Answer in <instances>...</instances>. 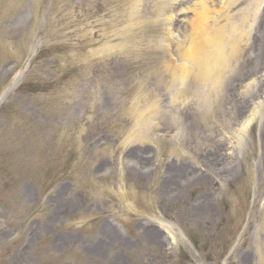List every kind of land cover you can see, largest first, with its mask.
<instances>
[{
	"label": "rangeland",
	"instance_id": "rangeland-1",
	"mask_svg": "<svg viewBox=\"0 0 264 264\" xmlns=\"http://www.w3.org/2000/svg\"><path fill=\"white\" fill-rule=\"evenodd\" d=\"M131 1L0 0V264H264V54L182 96Z\"/></svg>",
	"mask_w": 264,
	"mask_h": 264
},
{
	"label": "bare ground",
	"instance_id": "bare-ground-1",
	"mask_svg": "<svg viewBox=\"0 0 264 264\" xmlns=\"http://www.w3.org/2000/svg\"><path fill=\"white\" fill-rule=\"evenodd\" d=\"M168 1L171 2L170 5L166 4L161 9L162 6L155 4L150 9L151 13L145 10L144 15L162 18L161 27L165 33L163 52L169 57L168 60L174 56L176 58L174 64L163 59L164 82L179 84L182 87L180 95H194L204 102L210 99V92L223 87L225 74L234 67L251 33L253 45L255 44L254 62L260 64L264 46L260 24H256V20L263 0H249L247 8L236 11V17L231 16V8L241 0H219L222 5L220 9L215 0ZM140 3V0H132L130 3L134 18L143 15L139 9ZM185 27L186 37L181 36V39L174 35ZM144 39L149 44L145 52L155 54L158 49L156 36L141 37V40ZM154 62L157 63L156 60ZM187 81L192 84V89L186 86ZM150 233L153 234L152 231Z\"/></svg>",
	"mask_w": 264,
	"mask_h": 264
},
{
	"label": "trees",
	"instance_id": "trees-1",
	"mask_svg": "<svg viewBox=\"0 0 264 264\" xmlns=\"http://www.w3.org/2000/svg\"><path fill=\"white\" fill-rule=\"evenodd\" d=\"M22 88H23V90H24V87H23V86L21 87V89H22Z\"/></svg>",
	"mask_w": 264,
	"mask_h": 264
}]
</instances>
